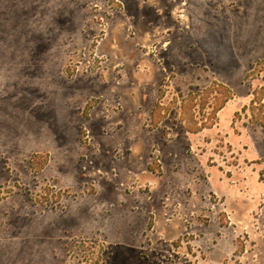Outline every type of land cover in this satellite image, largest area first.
Listing matches in <instances>:
<instances>
[{
  "label": "rangeland",
  "instance_id": "1",
  "mask_svg": "<svg viewBox=\"0 0 264 264\" xmlns=\"http://www.w3.org/2000/svg\"><path fill=\"white\" fill-rule=\"evenodd\" d=\"M259 117L264 0H0V264H264Z\"/></svg>",
  "mask_w": 264,
  "mask_h": 264
},
{
  "label": "trees",
  "instance_id": "2",
  "mask_svg": "<svg viewBox=\"0 0 264 264\" xmlns=\"http://www.w3.org/2000/svg\"><path fill=\"white\" fill-rule=\"evenodd\" d=\"M263 63V62H262ZM252 70H255V68H253ZM250 77H251V75H250ZM253 95V97H254V99L252 100L253 102H252V104L250 105L251 107H255V104H257V102H259V104H260V101H261V96H260V93H253L252 94ZM248 109V107L247 106H245L244 108H243V110L244 111H246ZM257 122L262 126V127H264V117L263 118H261V117H259V119H257ZM87 264H88V262H87Z\"/></svg>",
  "mask_w": 264,
  "mask_h": 264
}]
</instances>
